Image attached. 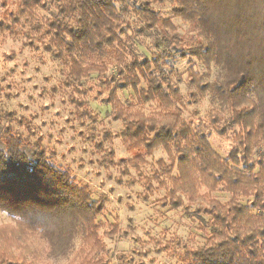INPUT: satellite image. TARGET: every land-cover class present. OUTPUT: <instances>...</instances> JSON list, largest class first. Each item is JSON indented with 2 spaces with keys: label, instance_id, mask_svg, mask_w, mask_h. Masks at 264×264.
Masks as SVG:
<instances>
[{
  "label": "clouds",
  "instance_id": "1",
  "mask_svg": "<svg viewBox=\"0 0 264 264\" xmlns=\"http://www.w3.org/2000/svg\"><path fill=\"white\" fill-rule=\"evenodd\" d=\"M0 264H264V0H0Z\"/></svg>",
  "mask_w": 264,
  "mask_h": 264
}]
</instances>
